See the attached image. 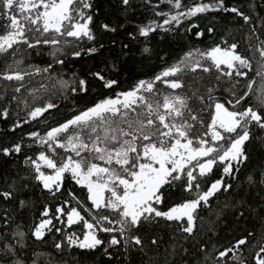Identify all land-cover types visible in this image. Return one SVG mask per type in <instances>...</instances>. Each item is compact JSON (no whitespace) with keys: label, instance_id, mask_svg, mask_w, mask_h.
<instances>
[{"label":"snow or ice","instance_id":"obj_1","mask_svg":"<svg viewBox=\"0 0 264 264\" xmlns=\"http://www.w3.org/2000/svg\"><path fill=\"white\" fill-rule=\"evenodd\" d=\"M0 60V264H264V0H0Z\"/></svg>","mask_w":264,"mask_h":264},{"label":"trees","instance_id":"obj_2","mask_svg":"<svg viewBox=\"0 0 264 264\" xmlns=\"http://www.w3.org/2000/svg\"><path fill=\"white\" fill-rule=\"evenodd\" d=\"M229 2H232V0H229ZM241 2L244 3V2H246V0H241ZM147 15H149V13L141 11L140 18L142 19L144 16H147ZM236 35L239 38V34H236ZM189 40H191L196 47H201L204 44L210 43V41L207 39V37H205L202 41H196L195 37H189L187 39H183V45L184 46H191V45H189ZM180 48H181V45H179V44L173 45L172 46L173 53L174 54L178 53ZM40 59L41 58L37 57L34 62L40 63ZM45 59H47V57H45ZM2 64H3V61L0 60V66H2ZM35 82L36 81H34V83ZM4 83L5 82H0V105L9 106L11 109V113H10V116L7 118L0 116V138L7 137L9 139H16L18 137L23 136V131L31 129L32 127H34V125L26 124V125H22L20 128H17L14 131L10 130V128H9L10 124L13 123L18 117H21V118L23 117L24 113H23V111H21V108H23V105H21L20 108H18L16 102L13 101L10 104L8 103L12 89H11V87H9L7 89V96H6L5 95V89H4ZM57 115H59V113ZM39 126L40 125H35V127H39ZM25 139H27V138H25ZM34 199H37L39 201L38 194H37V197H34ZM39 207H40V203L37 202V205H36L37 211L34 213V216L39 215V212H38ZM32 216H33V214H30V219L32 218ZM165 239H167L166 235H165ZM77 251H79V250H77ZM73 254H75V253H73ZM88 259L90 261V264H104V262L107 260V257H104L102 255L97 254L96 256L89 257Z\"/></svg>","mask_w":264,"mask_h":264}]
</instances>
